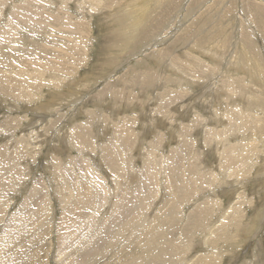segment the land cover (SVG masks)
Returning a JSON list of instances; mask_svg holds the SVG:
<instances>
[{
	"label": "rangeland",
	"instance_id": "rangeland-1",
	"mask_svg": "<svg viewBox=\"0 0 264 264\" xmlns=\"http://www.w3.org/2000/svg\"><path fill=\"white\" fill-rule=\"evenodd\" d=\"M25 1L28 0H14L10 6H5L7 9L0 10V87L14 82L15 78L25 81L29 77L31 80L42 78L43 87L38 100L31 104L0 93V156L4 157L10 169H14L10 175L8 171H2V174L5 178L13 177L12 174L17 172L20 175L18 179H13V191L8 193V201L4 204L0 191V264H147L153 256H167L168 246L181 248L183 252L181 257L174 255L167 264H191V260L198 256L217 251L215 264H264V44L258 42L259 49L251 50L256 65L260 67L256 80L245 77L247 91L232 103L223 96L212 95L210 89L215 90L216 84L208 87L207 81L184 76L186 73L170 74L161 62L171 59L169 53H176L177 56L185 52L189 54L192 50L187 42L191 37L196 35L202 40L209 36L210 29H217V26L227 28L226 21L230 16L220 23L216 21V9H219L221 0H176L178 4L174 12L164 14L160 24L154 22V18L163 16L166 9L160 1L156 4L154 0H118V3L98 0L99 3H106V13L91 9L89 0H56L52 5L49 2L47 13H57L64 7L62 5L69 3L62 10L72 16L64 20L62 28L60 24L58 28L48 20L43 23L44 20L37 16L29 23L17 17L21 13L17 7ZM135 1H141L145 9L151 7L148 13L153 9L155 12L142 17L129 15L125 7ZM230 1L227 0V3ZM254 1L264 3V0ZM234 3L236 6H231L229 10L231 16L236 15L235 8V11H241L246 2L234 0ZM245 16L248 18L247 14ZM14 17L17 21L13 25L10 19ZM82 24H87L89 28L84 38L86 43L81 45L76 42L79 45L72 48V36L86 32ZM253 26L258 32L257 39H261L259 30ZM216 36L212 34L206 42ZM136 38H139L138 41ZM75 54L80 59L77 58L75 70L68 75L59 74L62 66L74 61L72 57ZM166 54L169 56L166 57ZM224 54L227 56L226 52ZM199 55L196 56L199 58ZM200 57L209 67L217 68L213 62L215 58L210 59L205 54ZM220 72L214 77L217 84L225 79V74H229L225 66H221ZM232 73L236 74L235 71ZM166 74L182 78L176 88L182 92L185 90L187 95L179 102L180 111L173 110V118L163 125L161 117L154 111L167 102V99L164 101L161 98L159 89L165 85ZM56 80L57 83L54 82ZM50 82L59 85L54 88ZM111 87L122 93V99L110 93ZM128 87L136 96L126 99ZM252 92L254 94H250ZM58 93L63 94L62 99H56ZM222 98H225V104ZM248 100L253 103L252 106ZM46 103L51 106L48 110L44 109ZM231 105L248 110L252 119L257 120L252 126L245 124L240 127L237 124L239 121L231 126L234 130L229 139L230 144L239 148L237 155L233 156L238 162L231 170H225L218 152V146L222 144L205 146L204 138L208 129H221L222 125L218 124L221 118L223 124H232L230 119L227 121L222 116L225 114L223 106L229 108ZM90 113H96L95 117H91ZM199 114L202 115L199 118L207 121H204L206 125L196 128L203 122L198 120ZM13 119L21 124L14 136L12 131L7 132ZM30 123L33 126H29ZM45 123L48 124L45 129L47 134L40 139L38 134ZM85 123L92 124V142L90 148L83 147L81 151V145L74 144L71 132ZM126 124L134 129L123 130ZM116 129L119 132L128 131L135 140H129V146L125 141L122 143L119 140L121 134ZM183 129L187 140H190V152L183 157L180 165L185 167L186 172L189 167L186 158L200 154L203 169L199 172L205 173L206 183L194 180L198 187L193 189L191 176H183L182 181L178 178L173 186L167 187L166 177L162 180L158 168L156 170L160 175L156 176V184L149 183L146 187L143 182L136 187L137 183L133 184L129 175L122 179L120 186L114 183L115 168L105 161L106 150L117 149L122 159L120 168L129 167L131 172L137 168L142 177L154 172L159 157L168 159L178 147H182L179 135ZM30 132L34 133L36 140L35 144H30L32 148L35 146V154L24 151L22 144L24 136ZM189 132L192 134L189 135ZM229 139L227 137V141ZM208 140L212 141L211 134ZM152 146L156 148L150 151ZM153 152L157 159H153ZM191 161L194 163L195 158ZM146 163L153 165L154 169L146 170ZM116 187H119L117 194ZM185 187L191 191V196H185ZM137 190H140L139 193L133 194ZM144 192H147L146 196ZM118 199L122 204L126 202V208L131 204L126 213L123 214L120 209L117 211L121 217L113 213L115 205L117 209L122 207H119ZM197 204L200 206L198 213L212 206L205 220L194 213ZM169 209L171 213H168ZM168 217L174 225H164V221L169 222ZM148 219L149 222L142 226L143 220ZM188 222L190 224L184 226ZM151 225H155V229L152 233L146 232ZM106 229L110 231L107 240L103 236L108 232ZM131 229L144 230L146 236L140 243L144 249L150 242L155 244L154 247L151 244L153 248H150L148 256L143 249L130 246V238L134 235ZM168 239L169 245L166 244ZM90 250L94 252L85 255ZM66 258L70 259L69 263ZM164 260L167 261V258L164 257ZM204 262L202 264H206Z\"/></svg>",
	"mask_w": 264,
	"mask_h": 264
},
{
	"label": "bare ground",
	"instance_id": "bare-ground-1",
	"mask_svg": "<svg viewBox=\"0 0 264 264\" xmlns=\"http://www.w3.org/2000/svg\"><path fill=\"white\" fill-rule=\"evenodd\" d=\"M12 1L14 2V0H0V10L2 11L3 8L4 9H7V8H5V6H10V3ZM55 1L56 0H28V1H25L23 3V5H19L17 7L20 10L21 13H20V15H16V16L17 17L20 16L21 19H23L26 23H29V20L31 18H35L37 16L38 19H43L44 20L43 23H46V20H48V21H50V23L51 22L54 23V25H56V27H58V24H60L61 25V28H62L63 25H64V20L70 19L71 16H72L71 14H68V13H66V12H64L62 10V9H64L65 6L68 7V4L69 3L68 4L65 3L64 5H62L64 7L62 9H60L57 13H47V11H48V3L51 2L50 4L52 5V3H55ZM97 1L98 0H89V3H90L89 7L91 9H93V10L94 9L96 11L101 10V11H103V13H106V9H107L106 3H99ZM111 1L114 2V3H116V2L118 3V0H111ZM158 1H160L159 3L163 4V7H166L165 12L163 13V16L158 15L157 18H154V22L160 24L163 21L164 14L169 13V12L171 14L172 12H174V10L176 8V4H178V1H176V0H164V1L157 0V1H155L154 0V2H156V4H158ZM233 1L234 0H231L229 3H227V0H221V2H220L221 4L218 7L219 9H216L217 11H216V14L215 15H216V18H218V20H216V21H219V23L222 22V19L225 18L226 16H228V17L230 16L228 22L226 21V23L228 24L227 25V28H222L221 29L220 26H217L216 27L217 29H210L209 30V33H210L209 36H207L205 38H202V40L198 38L199 36H196L195 35V36L191 37V39L189 40V42H187V44L189 46L188 48L192 50V51H190L189 54H187L185 52V54L183 53L184 55L177 56V55H175L176 53H169V55L171 56V59H168V60H165L164 59L165 61H161V62H163L165 64V67H166V70L165 71L166 72L169 71L170 74L171 73H173V74L174 73H177V74L180 73L181 74V72H182V74L183 73H186V74H184V76L193 77V79H195V80L196 79H203L204 81H207L208 87H211V86L213 87L216 84L215 90L214 89H210V92L212 93V95H217L218 97L219 96H223V97L227 98L228 100H231L232 103H233L234 100H236L238 98H242L243 92H246L247 91L246 90L247 89V85L244 82L245 77H248V78H250L252 80H256L257 73H258L257 70L260 67L258 68V66L256 65L257 62H255V59L253 58V57H255V55H252L253 53L251 52V50L252 49L253 50L255 49L257 51V49H259L257 47V45H260L258 42H262L264 44V3H261V2H258V1H254V0H245L246 3L243 5V8L241 9V11H239L240 12V15H238V13H239L238 11H235L236 10V8H235L234 9V12L236 13V15H232L231 16V14L229 13V10L232 9L231 6H233V5L236 6L235 3L233 4ZM237 1H240V0H235V2H237ZM66 2H67V0H66ZM120 3H121L120 5H122V2H120ZM140 3H142V2L141 1H139V2L135 1V2L129 3V5L125 7V10L129 13V15H133L134 14V17L135 16L142 17L144 15H148L150 13L153 14L155 12V10L153 9V11H151L150 13H148L149 10H151V7H147V9H145V6L143 5V3L142 4H140ZM200 3H202V2H200ZM214 3H216V2H214ZM84 4H86V2ZM245 14H247L248 15L247 17L250 18V19L246 18ZM17 17H14L13 19H10V21L12 20L11 23H13V25L17 21ZM146 19H148V18H146ZM128 23H131V22H128ZM209 24H207V25L209 26ZM214 24H216V23L214 22ZM253 25H255L257 27V29L259 30V32L261 33V34L259 33V36H261L259 38H261V39H257L258 38L257 37L258 32L255 30V28H254ZM11 26H12V24H11ZM134 26H135V23L133 25V29H134ZM197 26H199V25H197ZM82 27H83V29L86 32L78 33V34H75L74 36H72V37H74V39L70 41V43L72 45V48H76L75 46L76 45H79L76 42H80L81 45L84 44V43H86L84 41V38L87 37L86 34H87V32H88L87 30L89 28L87 29V24H82ZM198 28H196V29L198 30ZM204 28H205V26H204ZM207 28H209V27H207ZM233 28H235V31H233L234 30ZM259 28L262 29V32L260 31ZM188 29H189V27H188ZM154 30H155V28H154ZM217 31H218L219 34L217 33ZM149 33H152V32H149ZM199 33L200 32L198 31V34ZM233 33H235L234 37H233ZM212 34L213 35L214 34H217V36L215 38H213V40H211L210 42H206V40L209 39ZM136 39H137L136 41H138L139 38H136ZM131 42H132V40H131ZM177 43H178V41H177ZM189 43H191V44H189ZM190 46L191 47L193 46V48H190ZM179 47H181V46H179ZM261 47H260V49H261ZM77 50L78 49H75V52H78ZM194 52L197 53L198 55L199 54L200 55L201 54H205L210 59L211 58H215V59H213V62L215 63V65H216L217 68L213 69V68L209 67L207 64H205L206 61L205 60L201 61L199 59V58H201L200 55H199V58H198V56H196L197 54H195ZM225 52L227 53V56L224 54ZM166 55H167L166 57L169 56L168 54H166ZM182 56H183V58H182ZM77 58H78V56H77V54H75L72 57V59H74L73 62H70L68 65L62 66V69H60L61 67L59 66V69L60 70L56 67L59 70V72H60L59 74L65 73L66 75H68L69 73H71V71L75 70L76 66H78ZM223 64H225V65H223ZM221 66H222V68H223V66L227 67V69L229 71V74L228 73L225 74L226 75V76L224 75L225 76V79L222 82H220V83L217 84V82L214 80L215 79L214 77H215V75H217L221 71ZM56 68H53V69H55L57 71ZM52 71H54V70H52ZM151 71H153V70H151ZM233 71H235V73H236L235 75H233L234 74V73H232ZM170 74H166V77H165L166 79L164 78L165 85L167 83H169V85H167V86L164 85L163 88H159L160 91H161L160 93H162L161 98H163L164 101H166V99H167V102H166V104L163 107H156V110L154 111V112L158 113L157 115L159 117H161V120H162L161 122H163V125H164V123H166V121L168 119L173 118V110H176L178 112L180 111L179 110V106H180L179 105L180 104L179 102L187 95V93H186L185 90L183 91L184 92L183 93L181 89L178 91V89L176 88V87H178V84L182 80V78H175L173 75H170ZM30 75H32V74H30ZM238 75H241V76L244 75V77L243 76L242 77H239ZM220 77H219V79H220ZM41 79H39L40 81L38 79L31 80V78L29 77L28 80H25L24 81V79H23V81H22V80H19L18 78H15V79H13V80H15L14 82H12V83L11 82H8V84H5L2 87H0V90H1L0 93L4 97H11L14 100H19L21 102H24V103H27V104L28 103L31 104L34 101H37L38 100V96L40 95V92H41V87H43V84H42L43 83V80H41ZM54 82L57 83V80L54 81ZM203 82H199V83L201 84ZM50 85H51V87H54L55 88V86L56 85L58 86L59 83L58 84H54V83L50 82ZM181 85H183V84H181ZM128 90L131 91V92H128ZM152 91H153V89H152ZM110 93H112L114 97H120V98L122 97V93L115 91L113 87H111ZM131 93H132V90L128 87L127 88L126 95H125V93H123V94L125 95L126 99L127 98H131L134 95L136 96V94H131ZM160 93H159V95H160ZM250 94H254V93L252 92ZM207 95H209V94H207ZM62 96H63L62 93H60V94L58 93V95L56 96V99H59ZM258 97H260V96L258 95ZM225 98L224 99L222 98L224 104H225ZM251 101H252V98H251ZM251 101H249V102H250V105L252 106L253 103ZM219 105L221 106V104H219ZM128 106H130V105H128ZM50 107L51 106H49L47 104L46 106H44V109L45 110H48ZM223 108H224L225 114H222V116L223 117L225 116L227 118L226 119L227 121H228V119H230V121H232V124L231 123H229V125L223 124V118H221V120L218 123L219 126L222 125L221 126V129L215 130L216 129L215 127H213V130L212 131L208 129L206 131V137L204 139H206L205 142L207 143L205 146H207L210 143H216V144L219 143V144H222V146L221 145L218 146V152H219V154H221L220 159H221L223 168L225 170H231L232 169V166L238 162L237 159L235 160V158L233 156L235 154L237 155V153L239 151V148H238L237 145L230 144V141L231 140L229 139V137L231 138L232 130H234V127H231V126L233 124L236 125V122L237 121H239L237 124H240V127H241V125H245V124L248 125V126L249 125L252 126L253 125L252 123L255 124V121L257 119L254 118V120H253L252 119L253 118L252 113H250L248 110L247 111L246 110H243V108L235 107L233 105H231L229 108L227 106H223ZM45 110H43V111H45ZM95 115H96V113H90V116L91 117H95ZM199 116L201 117L202 115L201 114L198 115V120H202L201 119L202 117L199 118ZM47 117H48V115H47ZM15 120L16 119H13V120H11L9 122V125H8L9 126V130H7V132L8 131H12V135L13 136L15 134V131L18 128L21 127L20 126L21 124L18 125V123H17L19 121L14 122ZM202 121L203 122L201 124H199L196 128H200L201 126L206 125L204 123V121L206 122L207 120L204 118ZM47 125L48 124L45 123V124H43V126H41L40 132L38 134V136H39L40 139H41L40 136H42V138L44 139L45 135L47 134V131H45ZM124 125H122V127ZM126 125H127L126 127L122 128L123 130L126 129V128H127L128 131H131V130L134 129L132 127V125L131 126L128 125V124H126ZM165 125H167V124H165ZM191 125H194V124H191ZM29 126H33V125L30 123ZM90 127L92 128V124H90V123L80 124V125L76 126L73 129V132H71L72 133L71 136H72V140H73L74 144L75 145H78L79 147L81 145V147L79 148V150H81V151H83V147H89L90 148V146H91L90 145L91 144L90 142H92V139H91ZM48 128H49V126H48ZM116 130L118 131V129H116ZM183 130H182L183 133L179 135V139L181 141L182 147L181 148L178 147V149H176L177 151L175 150V152H173L172 155L170 156V158H168V159H167V157H159V159L157 161L158 166L155 165L156 167H155L154 172L151 173V174H148V175H143L142 177H141L140 172H137V168H135L136 170L134 169V172H131L129 167L128 168L127 167H125V168L123 167L124 169H121L120 168L119 163H120V161L122 159H120V154L117 153V149H115V148L111 149L110 148V150H106L105 151V154H104V159L107 162L108 166H112L111 168H115V174L116 175L114 176V183H116V185H119L120 186L122 184V179L126 175L127 176L129 175L130 178H131V180H132V183L133 184L134 183H137L136 184V187H138L139 184L141 185L143 182H145V185L144 186L147 187L148 185H150L149 183L156 184V176L158 174V172H157L158 170L160 171L159 173L162 176V180H163V178L166 177L165 183H167V187L168 186H173V184L177 182L178 178H179V181H182V179H184V177H186V176H188V177L191 176L190 177V180L192 182L190 184H191V186H192L193 189H195L196 187H198V186H196V183L193 182L194 180H196V182L200 181V182L206 183V181H204V180H206L205 173L204 172H199V170L203 169V167L201 166L202 165V160L199 158L200 157V154H199V156H197V154L195 153L196 155H194V157L191 156V157H188V159L186 158V160L189 161V165H188L189 167L186 168L187 174H185L186 172H184L185 167L183 168L180 165L181 161L183 160V157L188 152H190V140L189 141L187 140V137L188 136L185 133V129H183ZM188 130L190 131V129H188ZM203 130H204V128H203ZM237 130H239V129H237ZM128 131H126V130L123 131V132H126V133L119 132V131L117 132V133H120L121 134L119 140H121L122 143L125 141V143L127 145L129 144L128 143L129 140H135L134 136H131L133 134L127 133ZM191 134H192V132H189V135H191ZM210 134H211V140H212L211 142H209L210 140H208V137H209ZM237 134H239V133H237ZM241 135H243V134H241ZM227 137H228L229 141H227ZM35 141L36 140L34 138V133L33 132H30V133H28V135H25L24 138H23V141H22L23 142L22 144L24 145V151H27L28 150V152L29 151H33L34 152L35 151L34 150L35 149V146H34V148H32V145H30V144H31V142L35 144ZM37 146L39 147V145H37ZM154 148H156V147L155 146H152V148H151L150 151H153L152 149H154ZM125 149H126V146H125ZM34 154H35V152H34ZM151 155L153 157H155L153 159H157L158 158V156H156L154 152ZM192 158H195L194 163L191 161ZM167 160H169V161H167ZM0 161H1L0 162V191L3 194V196H1V197H3L2 198L3 199L2 204H4V201L6 202V200H7L6 197H7L8 193H10V192L13 191V185H14L12 183L14 181L13 179H18L20 177V175L17 172L16 175L12 174L13 177L12 176H7L5 178V176H4L5 174L3 175L2 174V171H4V172L5 171H8L9 172L8 174L10 175L14 169H10V166L6 164L3 156H0ZM152 163H153V161H152ZM147 164L148 163H146V170L154 169L153 165H150V163H149V165H147ZM156 168H158V170H156ZM188 171H189V173H188ZM160 174H158V175H160ZM21 175L23 176V174H21ZM95 176H99V175L96 174ZM181 177H182V179H181ZM134 187L135 186L133 185V188ZM139 187H140L139 189H142L141 186H139ZM118 188L116 187V194H117ZM186 188L187 187H185V189ZM139 191L140 190L133 191V194H134V192L139 193ZM189 191L190 190H188V188H187L186 189V193L187 194H185V196H188V197L191 196L189 194ZM36 192L37 191H36V188H35L34 194H36ZM133 194L130 195V199H132L131 196H133ZM144 195L146 196L147 195V192H144ZM118 201H119V207L121 205H122V207L117 209L116 208L117 205H115V207H114L115 209H114L113 213H115L118 217L119 216L121 217V215L118 214L119 209L124 214V212L126 213V211H127L126 209L127 208L129 209L131 207V204L128 205V207L126 208V204H125L126 202L122 204L121 201H120V199H118ZM155 201L157 202V200H155ZM183 202H186V201H183ZM128 203L129 202H127V204ZM198 204L200 205V203H198ZM198 204L194 208V213L195 214H198L199 217H201V218H203V220H205L206 217L210 214V211L212 209V206H211V208H208L207 210L198 213V211H199L198 208L200 207ZM132 209H134V208H132ZM146 210H147V208H146ZM163 211H165V208H164ZM168 211H169L168 213H171V209H169ZM1 212H3V211H1ZM168 213H166V214H168ZM0 214H2V213H0ZM152 216H154V215L152 214ZM10 217H11V215H10ZM190 217H192V216H190ZM169 218L170 217H168L167 219H169ZM154 219H156V217ZM123 220H124V218H123ZM10 221H11V219H10ZM147 221L149 222V219L146 220V221L143 220L142 226H145L148 223ZM166 223H169L170 226L174 225L173 224V221L171 219H169V222H168V220L167 221H164V225ZM189 224H190V222H188L184 226H187ZM151 226L152 227H150L148 230H146V232L149 231V233H152V229H155L156 226L155 225H151ZM131 230H132V234H134V235L132 236V238H130V240L132 242L130 246H135V247H138V249L139 248L140 249H143L144 250V251L142 250L143 253H145L148 256L149 255L148 252H151V249L154 247L155 244H152L150 242V245L147 246L144 249L143 246H140L141 245L140 243H141L142 238H145L144 236H146V235L143 234L144 230L143 231H141L140 229H131ZM139 230H140V232H139ZM109 232L110 231L103 233V236H105L104 238L106 240H107L106 236L108 235ZM137 232H139V233H137ZM150 236H151V234H150ZM66 239H68V238H66ZM105 243H107V242H105ZM185 243L186 242H184V244ZM151 244L153 245V247H151ZM166 244H168V245L170 244V240L169 239L167 240V243ZM142 245H144V244H142ZM86 246H87V244H86ZM168 247H169V253H168L169 256L168 255L167 256L158 255V256H156V258H155V256H153V258H151L150 261L147 262V264H167V263H169V262L172 261L170 258H174V255H178L179 257L182 256V252L183 251L182 252L180 251L181 248L179 249V248L171 247V246H168ZM125 249H126L125 251H127V248L126 247H125ZM128 249L131 250L130 247H128ZM93 252H94V250H90L85 255L92 254ZM123 253H125V252H123ZM217 253H218V251L217 252H213L211 255L208 254V255H205V256H198L195 260H191V262H192L191 264H202L204 261H205L204 263H206V264H215V259H216L215 257H216V254ZM143 257H145V255ZM143 257H142V260H143ZM164 257L167 258V261L164 260ZM158 258H160V259H158ZM88 260H85V261H88ZM59 261H60V259H59ZM66 262L69 263L70 262V259L69 258H66Z\"/></svg>",
	"mask_w": 264,
	"mask_h": 264
}]
</instances>
